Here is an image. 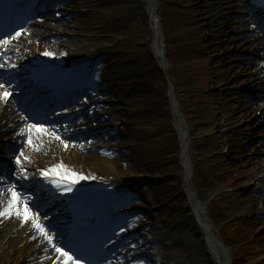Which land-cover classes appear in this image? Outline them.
Masks as SVG:
<instances>
[{
	"label": "rangeland",
	"instance_id": "rangeland-1",
	"mask_svg": "<svg viewBox=\"0 0 264 264\" xmlns=\"http://www.w3.org/2000/svg\"><path fill=\"white\" fill-rule=\"evenodd\" d=\"M168 2L181 10L167 7ZM224 2L225 0H160L158 16L165 34L167 51L170 52L167 58L170 62L169 75L175 83L179 106L185 112L191 128V158L194 168L192 188L205 195L200 199L209 203V214L216 218V232L219 229L223 237L230 235L229 245L236 254L233 264H264L262 255L255 253L257 250L252 242L253 238L243 239V233L248 234L249 230L261 227L264 223L254 224L248 221L246 211L239 206L237 197L233 196L238 189L222 188L219 193L206 199L208 190L223 183L220 168L222 164L232 165V155L238 168L245 166V161L251 160L250 156H255L254 159L263 158L262 155L253 153L255 148L264 144V140L257 138L259 116L255 119L236 120V116L247 109V98L231 94V89L239 88L252 79L240 69L253 66L251 59L255 53L249 47L251 43L244 45L243 41H252L251 34L254 35V30L246 33L245 27L249 23L237 11L243 9L239 8L240 0L235 3V11L226 10ZM81 5L87 7L88 11L80 12L77 7H82ZM67 8L75 18L72 20L69 17V21H64L59 27L49 23L50 27L45 26L40 31L41 34L46 33L43 38L50 35L47 33H66L65 37H55L53 41H68L71 44L73 39L82 38L81 28H85L83 37L90 41L86 47L97 50L100 47L121 45L124 38L129 36L126 34H132L129 37L142 36L149 27L145 22L148 0H75ZM91 12L97 17L95 25L86 22ZM60 13H63V17L67 15L62 11ZM58 18L59 15L52 16L53 21ZM239 37L244 39H237ZM140 39H134L131 46L111 51L106 49L110 52L108 70L104 76L105 86L112 94L109 111H119L116 117L120 120L119 126L124 127L111 130L113 136L119 130L123 135L106 144L116 145L121 152L114 157L119 163L118 169H108L105 176L121 183L133 181V185L136 181L134 179H142L143 191L138 194V202L142 208L151 212L148 214L142 211L141 221L146 219L152 224L158 223L163 226V230H167L172 226L169 224V217L173 213L178 212L181 218H188L189 213L183 211L187 199L179 170L180 151L176 148L178 140L175 135L170 134L174 116L166 97V81L154 66V55L146 41ZM39 41L40 39L37 40ZM64 51L69 53L71 50L65 48L61 52ZM231 65L236 71L239 69V72L235 71L230 79L224 81L223 75ZM127 99H131L130 102ZM236 100L242 104L240 111H233L231 107ZM263 135L264 130L260 136ZM230 139L237 142L232 144ZM249 142L251 143L247 145ZM97 147L99 146L92 144L89 148L92 150ZM173 150L175 154L170 152ZM97 151V154L91 151L88 153L94 157H107L105 150ZM83 155L87 156L86 153ZM247 190L248 194L254 196L261 191L250 184ZM239 191L242 192L240 189ZM257 204L262 205V201L259 200ZM254 216L262 218L260 213ZM256 233L264 237V227ZM15 234L13 232L8 236L6 231L0 236V264H13L16 249L21 244L17 239L13 240L14 243L11 242ZM188 237L198 245L185 252L186 257L181 254V258L173 263L210 264L212 258L206 251L202 229L196 224L190 229ZM177 244L180 245V242Z\"/></svg>",
	"mask_w": 264,
	"mask_h": 264
},
{
	"label": "bare ground",
	"instance_id": "bare-ground-1",
	"mask_svg": "<svg viewBox=\"0 0 264 264\" xmlns=\"http://www.w3.org/2000/svg\"><path fill=\"white\" fill-rule=\"evenodd\" d=\"M237 1L238 0H225L224 8L226 10L235 11L236 9L235 3H237ZM81 6L82 7H77V9H80L81 11L87 10V7L85 8L84 5ZM158 6H159V0H148V9H149V13L152 16V21L149 28L150 30L144 36V39L146 40L148 47L154 51L161 66L167 71L170 67H169V63L166 60V57L164 56V54L166 53L163 47V40L165 41V37H164L165 35L161 27V21L159 20L158 17ZM237 11L242 12V9L241 10L238 9ZM96 19L97 17H95L94 13L91 12L89 14V17L86 19V22L93 23L95 25V23L97 22ZM45 25L48 24L46 23ZM245 28L247 29L246 31L248 33L249 32L248 25ZM34 30L36 31V29ZM37 33H36L37 37L36 35L31 36V33L29 34L26 33V35H23L24 34L23 33L22 34L23 36L22 37L20 36L21 38L19 40L20 42L14 47L12 59L18 57L15 55V52L17 51L21 53H25V52H29L30 50L36 51V48L40 49L39 53L43 58L46 57L53 58L52 53H54L56 48L65 47L66 49L71 50L69 52L70 59L73 60L75 65L80 66L87 59H89L90 62L92 59L95 58L97 54V52L91 51L86 47L87 45L90 44V41L83 37V35H85V28H81L80 33L82 35V38L73 39L71 44H69L68 41L52 42L51 40L45 43H42L41 41L40 43L37 44L36 39H42L41 36L46 35V33L41 34L39 31H37ZM47 34H51V33H47ZM136 39H140V37H137ZM237 39L242 40L244 38L239 37ZM233 40L234 39H230V41ZM256 41L257 38L255 37L254 42L251 45H249V47H251V49L255 53V58L251 60V63L254 62L252 66L253 68L252 69L241 68L240 71H244V73H247V75L252 76L253 79L259 80L260 74H262L263 72L262 70H259L258 57H260L261 55L260 52L258 51ZM243 42L246 44V41ZM131 44L132 41L130 39L124 41V46H130ZM204 52L208 53L209 51L204 50ZM254 59H258V61L256 62ZM235 71H236L235 67L231 65L229 67L228 72H226L223 75L224 81H226L225 79L227 78L230 79V75L231 74L233 75ZM238 72L239 69L238 71H236V73ZM71 74H73V71L70 72V74L65 77H68ZM171 98H172V111L174 114V123H175L174 125L179 133L180 143L182 145L180 173L184 179L185 193L187 195V204L184 206L183 211H187L190 214V217L181 218L178 212L173 213L169 217L170 219L169 224L173 226L167 225V227L169 226L167 230H163L162 226L156 227L154 231V235L151 237L154 239L153 243L151 244L154 247H156L158 250L160 249L162 256L169 254L178 257V255L184 254L185 252L192 250L194 247L198 245V243L196 241H194V243L191 241V239L188 237V232L192 227L195 226V221L191 217L193 215H196V217L198 218V222L201 223V225L204 227V230L207 233L208 242L213 250V255L217 259L216 263L231 264V262L234 259L233 248H230L228 245H226L225 241H223V238L216 233L215 221L209 219L208 217V212H207L208 203L206 201L200 200V198H202V196L204 197L205 195L203 193H200L199 191L193 190L192 188V179H193V168H192V159H191L192 135H191V131L188 130V128L186 127L183 121L182 116L180 115V109L173 94H171ZM241 105H242L241 102L239 100H236V103L231 105V107H233V111L236 110L240 111ZM256 111L257 109L255 110L253 106H248L245 112H241L239 113L240 115L236 116V120H240L242 118L243 120L253 118L254 113ZM12 115L13 114L9 112L6 108H4L0 103V129H3L6 132L9 130L10 127H8L7 125ZM230 119L233 120L234 118L230 117ZM87 131L89 132L91 131L90 126L88 127ZM58 140H60V144H61L60 146L57 145ZM230 142H232L233 144L236 143L237 141L234 139L233 140L230 139ZM65 144L66 143L63 141L60 134L58 133H51L50 138H46V135H41L39 133H36L34 129H31L28 142L23 148L22 153L19 157V159L23 157L22 160L28 159V162L25 164L23 163V161H20L19 166L25 167V165L29 166L38 163L36 168L37 170H39V168L43 164H48L49 161H54L60 158L59 160L62 161L63 159L64 162L66 163V167H65L66 170L76 169L77 171H81L87 174L86 176L88 178L90 177L93 178L96 173L100 175H104L108 169L112 171H116L119 167V163L114 158L111 157L101 158V157H94L92 155L84 156L83 154H80L76 148L66 149L64 147ZM41 148H44V151H49V152L51 151L50 155L44 156L42 153H40ZM235 151L238 152V150ZM253 153H258L262 155L263 158L246 160L245 161L246 163L245 162H244L245 164L243 163L245 166H239L238 168V165L235 164L234 162L235 159L234 155H232L230 158V163L232 164L231 165L232 167L227 163L222 164L220 168L222 169V172L220 173V177L222 178L223 183L213 189L208 190L206 194V199H210V197L218 193L222 188H232L236 190L237 189L242 190V192L241 191L238 192L237 190L236 194H233V196L237 197L239 206L243 207V209L246 211V214L249 217L248 221H250V223L255 224L258 222L264 223V200H262V198H260V196L258 195L256 196L250 195L248 194V192H243V190L244 188L248 187V184L254 185L257 188L262 187L261 179L264 178V147L261 146L260 148H255ZM25 181L26 180H24L23 183H25ZM15 182L22 183V181L19 180L18 178H15ZM17 186L21 187L22 185L17 184ZM113 190L116 191L117 193H120V191L122 190V186L118 185ZM260 199L262 200V205L257 204V202ZM23 206L24 205L22 202H18L15 211L17 213L19 212L20 214L18 215L16 213V217L12 219L10 217L8 221H5L2 224V227H0V236L5 233L6 227H8L9 230L18 227L19 221L16 220L15 218L19 217L21 220V211L19 210V208ZM256 213L262 214V218H258L254 216L256 215ZM263 227L264 224H262L261 227L256 226L255 229L249 230L248 234L243 233L244 235L243 239L252 237L253 238L252 242L254 243V247L257 250L255 251V253L262 255V257L264 258V237L256 233L260 231ZM20 229L21 232H19L20 234L18 236V239H20L21 243L24 242L25 243L22 244L23 246L17 247L15 252L16 257L13 264H24L26 261L25 257L28 255V253H26V250L31 251L34 250V248H36L35 242L28 240V237L32 234V232L26 233L27 227H22ZM255 233L256 236H254ZM219 234H220V230H219ZM178 242H180V245L177 244ZM143 245H149V244H143ZM52 257L55 258L57 257V255L54 254ZM27 262H30V260H28ZM60 264L62 263L60 262Z\"/></svg>",
	"mask_w": 264,
	"mask_h": 264
},
{
	"label": "snow or ice",
	"instance_id": "snow-or-ice-1",
	"mask_svg": "<svg viewBox=\"0 0 264 264\" xmlns=\"http://www.w3.org/2000/svg\"><path fill=\"white\" fill-rule=\"evenodd\" d=\"M20 34H21L20 32H17V33H16L17 36H19ZM8 42H9L8 40H4V41H2V43H8ZM2 66H3V65H0V67H2ZM0 87H3V85H0ZM0 95H2L4 98H7V96L9 95V93H8L7 91H5L4 93H2V94H0ZM28 127H29V129H36L37 131H41V130H42V129H40V128H37L36 125H28ZM16 163H17V164H20V160H19V158H17ZM57 170H63V171L65 172L66 175H68V176H73V177H74V179L72 180V183H73V184H75L78 180L87 179V177L78 176V175H76L75 173H72V172H70V171L64 169L63 164L58 165V166H56V168L51 169V171H53V172H56ZM47 174H48L47 171H44V172L42 173V175H44V176H47ZM57 186L59 187V185H57ZM9 190L12 192V201L10 202V207H11V206H14L15 203H16V201H17V193H16L14 190H12V189H9ZM68 190L70 191L71 188H69ZM9 211H10V209H9ZM3 214H4V215H7L8 212L6 211V212L3 213ZM17 214L19 215L20 213L18 212ZM24 218H25V220L28 219V210H27V209H25V212H24ZM37 227L40 228V230H41L42 232L44 231V229H43L39 224H37ZM45 234L47 235V233H45ZM49 239L51 240V237H49ZM53 247H55V245H53ZM56 251H57L58 253H60L61 256L65 257V258H66V261H67V262H70V264H79V262H78L77 259H75L73 256H71V255L69 254V252L64 251L62 248H56Z\"/></svg>",
	"mask_w": 264,
	"mask_h": 264
}]
</instances>
